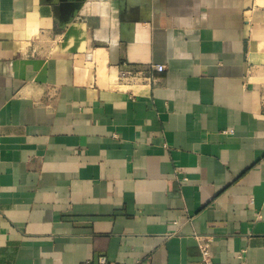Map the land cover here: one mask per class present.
<instances>
[{
  "label": "crops",
  "instance_id": "obj_1",
  "mask_svg": "<svg viewBox=\"0 0 264 264\" xmlns=\"http://www.w3.org/2000/svg\"><path fill=\"white\" fill-rule=\"evenodd\" d=\"M206 240L264 264V0H0V264Z\"/></svg>",
  "mask_w": 264,
  "mask_h": 264
},
{
  "label": "built area",
  "instance_id": "obj_2",
  "mask_svg": "<svg viewBox=\"0 0 264 264\" xmlns=\"http://www.w3.org/2000/svg\"><path fill=\"white\" fill-rule=\"evenodd\" d=\"M152 69H154L155 72L157 73H163L164 72V67L163 66H153ZM142 72H124L120 74V79H128L130 77H136V76H141ZM150 79V78H147ZM210 243L208 240L202 241L199 244V248L201 251V263L202 264H218L212 260L211 257V250H210ZM101 264H106L104 259H101ZM234 264H247L245 260V255L242 252L238 256V262Z\"/></svg>",
  "mask_w": 264,
  "mask_h": 264
}]
</instances>
